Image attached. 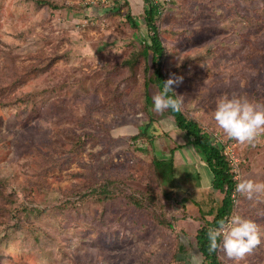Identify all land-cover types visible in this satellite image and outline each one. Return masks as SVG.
Returning <instances> with one entry per match:
<instances>
[{
    "label": "rangeland",
    "instance_id": "374dc122",
    "mask_svg": "<svg viewBox=\"0 0 264 264\" xmlns=\"http://www.w3.org/2000/svg\"><path fill=\"white\" fill-rule=\"evenodd\" d=\"M47 1L58 8L0 0V264H201L194 236L212 218L200 209L221 196L174 118L152 109L145 4ZM152 3L181 112L221 143L236 180L264 181V132L240 143L212 119L222 95L264 105V0ZM171 150L174 187L153 167ZM107 184V198L90 193ZM234 203L260 243L239 261L220 247L222 264H264V193Z\"/></svg>",
    "mask_w": 264,
    "mask_h": 264
},
{
    "label": "trees",
    "instance_id": "16d2710c",
    "mask_svg": "<svg viewBox=\"0 0 264 264\" xmlns=\"http://www.w3.org/2000/svg\"><path fill=\"white\" fill-rule=\"evenodd\" d=\"M38 6L47 5L51 9H57V6L48 2L47 0H32ZM145 4L143 9V22L148 29H151V37L147 42H143L141 53L143 56L150 54V61L153 64V76H149L145 80L159 91L162 84L166 79L160 71V60L163 55V47L160 41V36L155 25L158 19V5L153 4L152 0H141ZM147 62V59H145ZM144 75H146L144 71ZM173 91V90H172ZM174 93V92H173ZM169 95H175L169 93ZM146 95V101H147ZM166 113L173 117L175 120L176 128L179 129L187 138L188 145H191L200 155L201 159L205 163L207 169L211 174L210 190L217 192L221 198L216 207H211L209 210L203 212L200 209V215L204 218L211 217V220L203 219L202 224L198 227L195 238V245L199 256L202 258L201 264H222V260L219 256L220 247L215 250H210L208 232L211 228L216 227V222L222 218L231 216L233 206L235 205V196H239V193L234 191L237 180L232 172L231 164L224 151V147L221 143L210 133L204 131L199 123L192 119L186 118L181 110L172 111L166 109ZM175 151L171 150V155L167 159H154L153 167L160 179V182L169 187L175 186V179L173 176L174 165L172 155ZM109 185L91 188V194L105 195L109 194ZM108 195H105L107 198ZM165 198L168 197V192L164 193ZM135 206H140L138 202L134 203ZM167 228H171L172 225L167 223ZM217 243H220V238H217ZM181 252V251H180Z\"/></svg>",
    "mask_w": 264,
    "mask_h": 264
},
{
    "label": "clouds",
    "instance_id": "9594fccd",
    "mask_svg": "<svg viewBox=\"0 0 264 264\" xmlns=\"http://www.w3.org/2000/svg\"><path fill=\"white\" fill-rule=\"evenodd\" d=\"M176 82L171 78L163 82L161 89L152 96L153 111L159 113L166 109H180V96L169 95L174 94L171 85ZM212 119L224 137L240 143H253L264 132V105L250 102L243 96L222 95L216 100ZM234 191L252 200L264 193V181L238 177ZM260 236V228L253 220L233 214L218 220L216 227L209 230V247L210 250L221 247L227 258L239 261L260 243Z\"/></svg>",
    "mask_w": 264,
    "mask_h": 264
}]
</instances>
